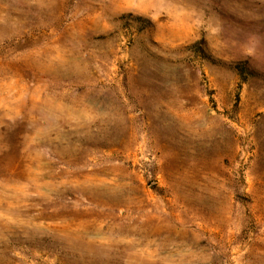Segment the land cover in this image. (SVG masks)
Masks as SVG:
<instances>
[{"label":"rangeland","instance_id":"rangeland-1","mask_svg":"<svg viewBox=\"0 0 264 264\" xmlns=\"http://www.w3.org/2000/svg\"><path fill=\"white\" fill-rule=\"evenodd\" d=\"M0 264H264V0H0Z\"/></svg>","mask_w":264,"mask_h":264},{"label":"trees","instance_id":"trees-1","mask_svg":"<svg viewBox=\"0 0 264 264\" xmlns=\"http://www.w3.org/2000/svg\"><path fill=\"white\" fill-rule=\"evenodd\" d=\"M240 63V62H239ZM239 63H235V68H237L238 70H244V68H242V67H240V66H238L239 65Z\"/></svg>","mask_w":264,"mask_h":264}]
</instances>
